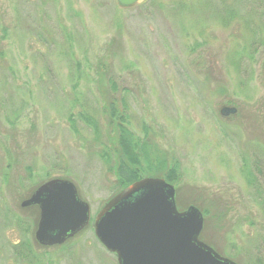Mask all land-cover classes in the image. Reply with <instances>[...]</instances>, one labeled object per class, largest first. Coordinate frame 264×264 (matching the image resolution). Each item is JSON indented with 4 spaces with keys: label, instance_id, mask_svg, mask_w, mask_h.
<instances>
[{
    "label": "rangeland",
    "instance_id": "374dc122",
    "mask_svg": "<svg viewBox=\"0 0 264 264\" xmlns=\"http://www.w3.org/2000/svg\"><path fill=\"white\" fill-rule=\"evenodd\" d=\"M111 99L134 135L146 127L150 156L176 165L168 183L179 211L201 212L200 240L264 264V0H0V264H118L93 231L115 194ZM53 178L75 184L90 221L41 248L20 204Z\"/></svg>",
    "mask_w": 264,
    "mask_h": 264
},
{
    "label": "water",
    "instance_id": "95a60500",
    "mask_svg": "<svg viewBox=\"0 0 264 264\" xmlns=\"http://www.w3.org/2000/svg\"><path fill=\"white\" fill-rule=\"evenodd\" d=\"M140 0H117L130 6ZM223 108L220 114H232ZM174 187L162 177L145 176L110 197L96 213V239L116 256L118 264H237L200 240L203 216L194 206L178 210ZM37 205L35 239L42 245L61 244L90 221L89 205L75 184L53 178L21 202Z\"/></svg>",
    "mask_w": 264,
    "mask_h": 264
},
{
    "label": "trees",
    "instance_id": "16d2710c",
    "mask_svg": "<svg viewBox=\"0 0 264 264\" xmlns=\"http://www.w3.org/2000/svg\"><path fill=\"white\" fill-rule=\"evenodd\" d=\"M112 89H115L114 82H110ZM127 104L124 99L120 100V105L111 99L106 105V112L110 123L115 129L117 136V159L113 161V156L109 149L101 143L102 156L108 168L114 170L116 175L113 186L114 193H117L129 184L145 177V176H161L169 183H175L178 180V170L176 165L166 168L165 159L160 150L156 147L157 153L161 156L153 159L150 152V141L147 138L146 127H143L144 137H137L127 127ZM85 121L92 127L95 134H99L98 121L87 113H82ZM156 151V150H155ZM154 155V153H153ZM259 170V169H258ZM34 224V223H33ZM26 231L30 229L25 227ZM24 245V244H23ZM22 249L17 252L20 257L26 258Z\"/></svg>",
    "mask_w": 264,
    "mask_h": 264
},
{
    "label": "flooded vegetation",
    "instance_id": "af4514ba",
    "mask_svg": "<svg viewBox=\"0 0 264 264\" xmlns=\"http://www.w3.org/2000/svg\"><path fill=\"white\" fill-rule=\"evenodd\" d=\"M224 115H226V114H224ZM20 206H21V204H20ZM22 207V206H21ZM25 207H33L34 209H35V211H36V213H37V220L34 222V224H32V225H30V227L32 228L33 227V233H32V237H33V242H34V244H36L37 245V247H41V248H50V247H60V246H63L67 241H69V240H71L72 238H74V236L75 235H77V234H75L74 236H72V237H69V238H67L63 243H61V244H53V245H42V244H40L36 239H35V230H36V227H37V223H38V219H39V213H40V210H39V207L37 206V205H29V206H25ZM22 208H24V207H22ZM33 209V210H34ZM29 244H30V246H29ZM24 247V248H23ZM23 247H21L20 249H22V251L24 252V249H25V252H24V254H26V260L28 261V257H30L29 259H32L33 258V255H35L34 253H33V250H32V247H31V243L29 242L28 243V241L27 242H24V245H23ZM31 247V248H30ZM28 252V253H27ZM33 254V255H32Z\"/></svg>",
    "mask_w": 264,
    "mask_h": 264
}]
</instances>
